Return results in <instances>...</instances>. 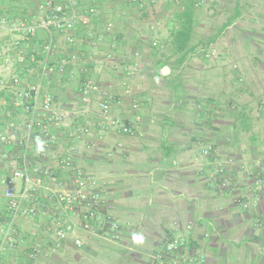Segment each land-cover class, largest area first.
I'll return each instance as SVG.
<instances>
[{"label":"crops","instance_id":"obj_1","mask_svg":"<svg viewBox=\"0 0 264 264\" xmlns=\"http://www.w3.org/2000/svg\"><path fill=\"white\" fill-rule=\"evenodd\" d=\"M139 1L77 0L81 15L92 5L97 7V12L85 14L87 23L78 18L75 28L64 34L65 38L68 34L76 36L77 48L70 47L64 39L65 49L56 55L53 70L44 83V91L53 96L55 107L67 113L64 119L73 107H81L79 85L84 74L104 90L123 98L121 104L113 107V115L128 120L146 117L147 108H138L136 98L121 90L126 92L129 89L126 85L133 81L128 75L134 76L143 69L148 77H155L160 68L153 61L157 53L152 47L154 42L165 43L162 53L166 57L178 59L187 53L173 44L178 28L175 18L170 35L159 36L156 28L172 0H156L155 4L151 0ZM201 1L214 24L211 39L207 43L203 39L200 49L188 54L185 65L171 67L170 72L184 74L181 82L188 92L182 96L185 106L175 108L178 114L181 110L185 115L181 118L182 131L178 133L181 128L175 125L167 127L165 133H156L158 138L153 137L155 145L150 148L147 145L125 147L129 159L125 165L117 163L109 171L101 168L100 176L93 172L103 197L110 204V213L116 214L117 220H112L119 226L118 237L108 240L116 241L113 250L119 252L117 259H110L109 254L102 252L109 248L102 241L105 239L87 233L82 248L73 244L76 234L73 230L68 231L66 242L58 246L56 233L47 230L46 215L17 219L18 236L2 241L9 212L1 179L19 165L12 152L17 145L12 123L21 124L26 118L14 106L5 86L13 75L20 76L21 88L37 82L47 32L38 30L36 35L26 37L0 24V30L9 32L0 34L3 97L0 103V248L3 247L0 264H264V0ZM43 2L0 0V17L6 16L10 23L20 19L38 21L43 14ZM188 4L191 0H184V5ZM148 23L155 28L148 30ZM14 33L20 39L6 50L4 47ZM72 52L78 53L80 61L67 63L66 74L58 72L55 62ZM209 53L214 58L213 64L205 62ZM21 54L26 57L24 63L18 62ZM194 58L197 61H191ZM82 62L89 69L82 67ZM97 104L96 100L92 103L93 111L98 109ZM85 118H71L69 127L65 121L50 127V133L58 136V143L44 151L46 157L41 158L42 163H51L54 155L71 153V133H76V126ZM87 118L93 119L96 128L93 115ZM163 119H167L165 114L154 126L156 131L164 126ZM115 135L118 133L111 129L101 138H87L89 146L95 143L102 146L101 162L121 154L107 148L110 141L117 139ZM2 137L7 140L3 141ZM42 140V137L35 139L36 156ZM166 140L182 144L163 146ZM205 142H211L213 149L206 156L201 152ZM75 158L79 164V158ZM125 186H130L131 192H120ZM134 186L145 192L136 196L131 189ZM240 198L247 206L238 201ZM131 221L138 224L133 226ZM139 236L141 241L134 242ZM173 236L184 239V246L178 252L166 250L167 241ZM33 244L40 247L37 256L30 255Z\"/></svg>","mask_w":264,"mask_h":264},{"label":"built area","instance_id":"obj_2","mask_svg":"<svg viewBox=\"0 0 264 264\" xmlns=\"http://www.w3.org/2000/svg\"><path fill=\"white\" fill-rule=\"evenodd\" d=\"M133 2H140L133 0ZM155 4L156 0H151ZM200 2H196L198 6ZM42 17L38 21L20 19L10 23L6 16L0 17V24L8 27L12 32H17L26 37H32L38 30L47 32L46 43L42 50L41 68L37 82L21 88V78L13 75L6 90L12 95L14 106L26 114L21 124L12 123L14 138L17 145L13 147V155H16L19 165L12 172L1 179L4 186V196L7 199L9 219L5 229H2V241H10L19 234L17 219L23 216L46 215L49 219L48 231L56 233L55 243L60 246L68 239V231H75L72 238L77 248L85 245V234L102 239H114L117 235V224L110 217V204L103 197L97 176L90 170H86L76 161L73 152L77 151L76 142H86L90 137L101 138L108 130H116L117 133L134 135L128 119L120 115H113L112 109L116 104H121L123 98L104 90L99 83L88 74L81 76L79 95L81 107L71 109L69 116L82 118L93 115L96 120L95 131L91 125L78 127L76 133H71V153L67 155H54L53 165L42 163L45 158V150L57 144L58 136L50 133V127L59 124L67 115L59 112L55 107L53 96L44 91L45 80L53 70L52 62L56 59V36L54 32L66 34L75 28L78 18L83 23L88 22L85 14L97 12L96 6H90L84 15L80 14L77 0H44L41 5ZM66 42L70 47L77 48V38L73 34L66 35ZM156 42H154V45ZM78 53L72 52L63 60H57L55 66L60 73L66 74L67 63H77ZM26 57L21 54L19 63H24ZM128 73L130 70L126 69ZM126 93H130L127 89ZM97 101L98 109L93 111L91 105ZM0 103L3 97L0 93ZM41 131L42 133H37ZM95 132V133H93ZM42 137L43 143L39 155L34 154L35 139ZM3 141L7 139L1 138ZM259 182L260 179L257 178ZM19 185V186H18ZM244 200V199H243ZM241 198L238 200L244 203ZM247 206V204H246ZM112 232L109 237L105 231ZM84 235V236H83ZM184 246L182 237L173 236L168 239L166 250L178 252ZM31 256L40 254L38 244L32 245ZM3 247L0 248V255ZM161 258V255L159 256Z\"/></svg>","mask_w":264,"mask_h":264},{"label":"rangeland","instance_id":"obj_3","mask_svg":"<svg viewBox=\"0 0 264 264\" xmlns=\"http://www.w3.org/2000/svg\"><path fill=\"white\" fill-rule=\"evenodd\" d=\"M196 2H200L198 6L195 5ZM193 3L195 6V9H194L195 10V27H194V31L192 33V37H191L190 41H191V44L196 45V50H197V49H200V47H201L200 44H201L203 39L205 40V43H207L208 39H211L213 29H214V24H213V21L208 18L207 10L205 8H203L204 6H202L203 5L202 1L201 0H195V1H193ZM185 6L186 5H184V0H172V4L169 5L168 8L166 9L167 12L164 15V18L162 17L160 19L159 26L156 27L159 36L170 35V31H172L171 30L172 29L171 22L175 18L174 13H176L177 11H179L180 8H183ZM146 27L148 30H153L155 28L153 25H150L149 23ZM4 32L9 33L5 29L0 30L1 35L5 34ZM54 34L56 36V47H55V49H56V52L58 54L59 51H62L63 49H65V47L63 46L65 35L62 33H57V32H54ZM17 39H20V37L18 36V34L14 33L12 35V39L9 41V44L7 46H5L4 48L6 50L11 49L12 48V46H11L12 42L16 41ZM209 44H211V43H209ZM163 45H165V43H163V42L161 43V45L160 44L152 45V47L155 49V51H157V53L154 54L153 61H155V62L157 61V65H158L157 69L159 70V68H160V70L156 72V75L154 78H153V75L148 77L147 72L143 71V69H142V71L140 70L138 73L136 72L137 74L135 73L134 76H131L132 74L128 75V77H130L131 80H133L132 83L129 84V86L126 85L129 89H131L129 96H133L136 98L135 101L137 100V102H138V108L146 107L148 110V114L146 115V117H140L138 120L136 118H130L129 119L130 125L132 126L133 129H135L136 133L134 135H129V134H125V133H118V135H115V136H117V137H115V139L119 138V141L117 139L110 141L107 148H109L112 152L119 151L121 154L119 155V157H116L114 155L110 156V157H112L111 158L112 160L107 161L105 163L101 162L102 156L99 155L102 152V151H99V149L102 148V146H100V144L97 145V143H95L94 145L89 146L86 142H81V141L76 142L78 149L75 153V156L77 158H79V164L82 167H84L86 170H91L92 172H95L96 175L100 176V174L102 173L103 170L109 171V170H111L110 167L117 165V163H119L118 165H125L124 164L125 161L129 160L127 157V154L125 153V149H124L125 147L147 145V148H150V146L155 145L154 144L155 141H154L153 137L158 138L155 136L156 133H165L166 128L173 126V125H175L174 127L181 128V129H179L178 133H180L182 131L184 124H183L181 118H183L185 115L183 114V112L181 110H179L180 113L178 114L175 111V108L178 107L179 109H182V107L185 106L182 102V96L185 94V92L186 93H188V92L184 91V88H183L184 82H183V84L181 82V81H183L182 79H183L184 74H174V73L170 74V72H171L170 71L166 75H163L161 73V69H162L161 66L163 64H165V62H167V64H165V65L170 66V69H171V67L175 69V68L181 67L185 64L183 62H180L179 58L177 59V58H173V57H166L165 55H163L162 51L164 49H166V47H164ZM211 48L212 47L210 46L209 49L211 50ZM2 50L3 49H1V52H2ZM42 50H43V48L41 49V51ZM191 53L192 52L186 53V55L187 54L190 55ZM211 56H212V54L209 53L208 56L205 57V62H211V64H213L214 58H211ZM187 57H188V55H187ZM78 61H80V57H78ZM191 61H197V59L194 58ZM8 63L9 64L11 63V61L9 59H8ZM81 65H82V67H85V68L88 67V66H86L87 64L84 62H82ZM76 66H78V64ZM87 69H89V67ZM129 69L132 70V68H129ZM79 72H81V71H79ZM145 80H147L149 83L144 84ZM51 82H52V80H50V83ZM175 82H181V83L175 84ZM121 84H122V82L120 81L118 83V85L120 86ZM121 90H124V91H122L124 94L126 93L125 89H121ZM170 95H171V97H170ZM74 102H76V100ZM80 104L81 103H79V106H81ZM75 108H79V107H75ZM164 114L167 117V119H163V121H165L164 126H162L163 128L161 127L159 129H157L159 131H156V128H154V126L158 124L160 118L162 119V115H164ZM71 118H73V117L68 116L65 119H63V122L65 121V123H66L65 124L66 127H69L68 125L72 121ZM145 122H147L149 124L147 125V124H145ZM7 124H10V122ZM82 125H91V126H93L94 131H95L93 119L90 120L87 118V116L83 122H81V123L79 122V125H77L75 128V132H77L78 127H80ZM144 126H146V127L144 128ZM0 130H2V128H0ZM5 133H7V132L5 131ZM93 133H95V132H93ZM129 137H132L133 139L135 138L139 141L136 142L135 140H133ZM161 139H163V142L165 141L163 135H162ZM173 144H171L170 141L168 142L166 140V142L163 144V146L172 147V146H178L179 144L181 145L182 143H177V144L173 143ZM202 148L203 149L201 150V152L204 156L208 155L209 153L211 154L213 151L211 142H205ZM104 156L107 158H110L108 154H104ZM101 168H104V169L102 170ZM126 183H128V180L125 181V184ZM129 189H130V186H125L121 189L122 191H120V192L126 191L127 193H129V192H131ZM131 189L133 190V192L136 196L142 194V192H145V190L139 189L136 186L131 187ZM114 213L111 212L110 217L113 218L114 220H117L116 214H114ZM129 219L136 220V218H132V217ZM130 223H132L133 226L138 224L137 221H131ZM118 231H119V226L117 225V228L115 230V233L117 236L115 238L118 237ZM105 233L109 237L112 234V232L110 231L109 228H107ZM141 238H142L141 236H139L138 239L135 237L134 242H136V243L140 242ZM86 241H87V239H85V242ZM102 241H103V243H105L107 245V247H109L106 250H102V252L109 254L108 257H110V259H117L118 257H120V255H118L119 252L117 253L116 250H115L116 252L113 250V248L115 247L114 245L116 244V241L106 240V239L102 240Z\"/></svg>","mask_w":264,"mask_h":264},{"label":"trees","instance_id":"obj_4","mask_svg":"<svg viewBox=\"0 0 264 264\" xmlns=\"http://www.w3.org/2000/svg\"><path fill=\"white\" fill-rule=\"evenodd\" d=\"M193 1L195 0H191V4L186 5L175 17L178 28L174 34L173 44L176 49L187 53L196 50V45L191 44L190 41L195 27V6ZM187 55L179 57V61L184 62L187 59Z\"/></svg>","mask_w":264,"mask_h":264},{"label":"water","instance_id":"obj_5","mask_svg":"<svg viewBox=\"0 0 264 264\" xmlns=\"http://www.w3.org/2000/svg\"><path fill=\"white\" fill-rule=\"evenodd\" d=\"M171 71V69H170V66H168V65H164L163 67H162V69H161V73L163 74V75H166L167 73H169Z\"/></svg>","mask_w":264,"mask_h":264},{"label":"clouds","instance_id":"obj_6","mask_svg":"<svg viewBox=\"0 0 264 264\" xmlns=\"http://www.w3.org/2000/svg\"><path fill=\"white\" fill-rule=\"evenodd\" d=\"M138 239V238H137Z\"/></svg>","mask_w":264,"mask_h":264}]
</instances>
